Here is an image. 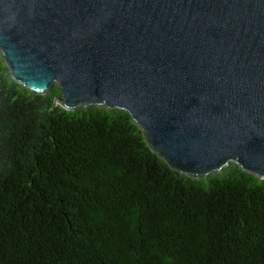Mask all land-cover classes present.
<instances>
[{
    "label": "trees",
    "instance_id": "16d2710c",
    "mask_svg": "<svg viewBox=\"0 0 264 264\" xmlns=\"http://www.w3.org/2000/svg\"><path fill=\"white\" fill-rule=\"evenodd\" d=\"M0 55V264H264V179H200L124 111L54 104Z\"/></svg>",
    "mask_w": 264,
    "mask_h": 264
},
{
    "label": "water",
    "instance_id": "95a60500",
    "mask_svg": "<svg viewBox=\"0 0 264 264\" xmlns=\"http://www.w3.org/2000/svg\"><path fill=\"white\" fill-rule=\"evenodd\" d=\"M10 77L126 112L169 168L264 179V0H0Z\"/></svg>",
    "mask_w": 264,
    "mask_h": 264
}]
</instances>
